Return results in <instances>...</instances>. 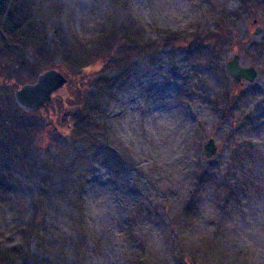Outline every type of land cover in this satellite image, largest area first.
<instances>
[{
  "label": "rangeland",
  "instance_id": "rangeland-1",
  "mask_svg": "<svg viewBox=\"0 0 264 264\" xmlns=\"http://www.w3.org/2000/svg\"><path fill=\"white\" fill-rule=\"evenodd\" d=\"M244 1L42 0L47 43L54 32L94 40L102 27L126 19L146 40L164 30L205 34L221 14L229 36L215 47L193 39L165 44L132 57L120 72L104 62L84 69L83 78L99 75L108 84L101 100L108 150L71 141L64 114L74 110L73 77L55 68L67 83L46 107L8 110L32 133L8 171L0 168V238L15 241L10 231L29 220L40 199L46 242L56 244L42 253L31 243V252L51 261L59 252L62 264H73L79 194L87 232L81 264H189L191 250L201 258L200 240L211 237L203 264H264V0ZM234 55L255 71L252 81L227 76ZM207 139L217 148L210 159L202 156ZM190 201L186 220L176 219Z\"/></svg>",
  "mask_w": 264,
  "mask_h": 264
},
{
  "label": "trees",
  "instance_id": "trees-1",
  "mask_svg": "<svg viewBox=\"0 0 264 264\" xmlns=\"http://www.w3.org/2000/svg\"><path fill=\"white\" fill-rule=\"evenodd\" d=\"M244 3L249 5L250 0H245ZM42 5V0H0V168L7 171L8 164L13 159L12 153L25 148V145L31 140L32 133L8 114L9 109L12 113L26 114L15 105L8 88L11 87L14 91L25 83L35 81L37 75L46 69L63 68L73 77L75 87L72 98L74 110L64 114L67 120L65 122V119L63 120L71 141L73 144H82L87 149L108 150L110 149L108 124L101 104L108 84L104 77L99 75L83 78L81 72L84 69L95 62H104L107 68L109 66V68L120 72L127 69L132 57L155 53L165 44L182 43L193 39L200 44L206 41L215 47L219 46L220 40L228 41L226 35H228L229 29L225 27L226 19L221 14L217 18L215 30L205 34L194 35L192 33L188 35L189 33L164 30L158 31L155 39L146 40L142 37L141 31L133 27L126 19L105 29L102 27L94 40H82L78 37L66 40L54 32L50 42L47 43L45 41L46 21L42 17L44 12ZM28 55L32 58L30 65L27 60ZM56 59L58 63H55ZM26 65H29L30 71L25 70ZM25 72L30 74L28 80L21 79V76L26 75ZM90 87H93L94 91L90 90ZM228 111L229 109H225L224 113ZM37 131L34 133L38 135L41 131ZM49 145L54 146L52 143ZM71 164L72 162L67 167L70 170ZM203 173H200V176L196 178L198 181L202 180ZM8 176L10 177L9 173ZM77 176L81 180L82 175L78 173ZM76 179L72 178V181L77 184ZM5 180L0 176V194L5 186ZM75 200L76 209L71 219L75 229L72 254L73 264H81L85 256L83 251L87 232L85 231V220L82 217L79 194H76ZM40 202L39 199L33 206L28 221L10 231L9 234L16 238L15 241L9 239L6 242L0 238V264L37 262L52 264V261L61 263L59 252L51 253L55 256L51 261L46 259L43 254H34L30 250L29 245L34 243L36 251L49 253V250L51 251V248L56 244L54 240L46 242L47 227ZM191 206L192 201L185 204L176 219L186 220ZM212 238L200 240V248L205 251L201 258L195 254L198 249L191 250L189 264L205 263V259L212 250Z\"/></svg>",
  "mask_w": 264,
  "mask_h": 264
},
{
  "label": "water",
  "instance_id": "water-1",
  "mask_svg": "<svg viewBox=\"0 0 264 264\" xmlns=\"http://www.w3.org/2000/svg\"><path fill=\"white\" fill-rule=\"evenodd\" d=\"M258 32V29H257ZM225 72L233 83L241 80L252 81L256 76L252 68H244L238 64V56L234 55L225 65ZM67 83L66 77L56 69L41 72L33 83H26L13 91V101L19 110L25 113L36 112L51 101L52 95ZM217 151L212 139H207L202 147V156L210 159Z\"/></svg>",
  "mask_w": 264,
  "mask_h": 264
}]
</instances>
